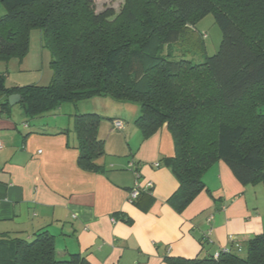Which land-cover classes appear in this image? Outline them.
<instances>
[{
  "label": "trees",
  "instance_id": "1",
  "mask_svg": "<svg viewBox=\"0 0 264 264\" xmlns=\"http://www.w3.org/2000/svg\"><path fill=\"white\" fill-rule=\"evenodd\" d=\"M146 2L154 11L137 17L139 3L127 0L118 15L125 25L118 28L116 19L109 21L114 9L95 13L92 0H0L5 8L0 60L22 61L37 29L52 72L46 86L14 87H6L0 73V111L8 112L13 94L28 118L106 95L138 104L135 124L144 137L163 125L171 136L170 161L179 187L169 203L177 211L205 189L203 176L218 161L241 185L264 186V0ZM158 12L166 15L161 21ZM209 13L222 32L220 46L194 62L187 55L203 48L194 27ZM131 25L138 27V39L128 36ZM99 121L95 113L75 115L78 165L90 171L100 169L94 161L104 154ZM165 262L264 264V233L248 240L244 257L228 250L216 258L166 257ZM0 264L90 263L78 254L59 257L54 237L40 230L30 239L1 235Z\"/></svg>",
  "mask_w": 264,
  "mask_h": 264
},
{
  "label": "crops",
  "instance_id": "2",
  "mask_svg": "<svg viewBox=\"0 0 264 264\" xmlns=\"http://www.w3.org/2000/svg\"><path fill=\"white\" fill-rule=\"evenodd\" d=\"M41 49V59L47 56L49 63V52ZM33 67L28 71H36ZM25 81L13 79L6 87L31 84ZM82 104H76L79 114L92 110ZM54 111L34 118L19 104L0 111V236L30 239L47 230L59 257L78 254L90 264H168L166 257L203 259L234 251L235 245L246 249L248 240L264 231V202L255 200L256 190L241 185L223 161L207 169L205 189L182 211L169 203L179 182L165 125L144 137L135 124L137 113L99 124L104 154L94 161L100 169L90 171L78 165L75 112ZM113 120L122 121L124 129L114 131ZM130 162L141 184H153L135 203L128 201L135 183ZM208 230L211 242L204 240Z\"/></svg>",
  "mask_w": 264,
  "mask_h": 264
},
{
  "label": "rangeland",
  "instance_id": "3",
  "mask_svg": "<svg viewBox=\"0 0 264 264\" xmlns=\"http://www.w3.org/2000/svg\"><path fill=\"white\" fill-rule=\"evenodd\" d=\"M136 3H139L140 7L135 11V15L138 17L142 15L146 9L154 11L146 0H134ZM127 0H92L94 12L99 13L103 11L105 8L111 7L114 9L116 16L111 18L109 21L113 23L115 22V27L121 28L125 25V21L122 18H118V15L122 12L125 7ZM5 14V8L0 3V18ZM158 12L157 16L161 17L160 21L163 20L166 15ZM197 34L200 36L202 41V50H199L196 54L187 55L188 59L193 60L194 62H201L204 57H209L214 55L220 46V42L222 39V32L219 26L216 24L214 20V16L212 13L205 15L194 27ZM138 27L135 25H131L129 28V37L134 39H138L137 35ZM39 33L40 31L35 29L31 32L30 42H29V53L23 59V62L20 63L18 59H10V64H7L9 61L5 62L0 60V73L6 76V86L10 85L11 82L18 79H25V82H30L31 84L46 86L49 84L52 76V72L49 68V63L47 61V56H44V59H41V54L38 52L41 49V44L39 42ZM183 49V48H182ZM44 51V55H48V52ZM185 49L183 50V52ZM182 52V51H181ZM194 53V51H192ZM47 53V54H46ZM35 67L36 71H28L33 70ZM35 82V83H33ZM28 85V84H27ZM80 103H86L82 105H87L90 111H85V113H95L100 117L99 124H110L111 120L117 118L116 114H127L128 116H134L137 113V118L140 115V107L138 104L119 100L114 98L111 95L101 96V97H93L87 100L80 101ZM18 109V108H16ZM61 109H67V111ZM72 110L74 114H79L80 109L76 104L72 103H63L61 106L54 111L55 114H59L60 112H68ZM82 113V114H85ZM127 120V118L125 119ZM32 121V120H31ZM252 189L256 191L253 192V196L255 200H259L260 202H264V186L262 183L249 184ZM264 216V213H262ZM264 224V223H263ZM261 233H264L262 231ZM234 252L240 257H244L246 254V249L241 248L240 250L233 249Z\"/></svg>",
  "mask_w": 264,
  "mask_h": 264
},
{
  "label": "built area",
  "instance_id": "4",
  "mask_svg": "<svg viewBox=\"0 0 264 264\" xmlns=\"http://www.w3.org/2000/svg\"><path fill=\"white\" fill-rule=\"evenodd\" d=\"M124 123L120 120H113L112 121V128L114 131H121L124 129ZM3 147L1 141H0V149ZM154 167H158V163L154 164ZM128 168L130 170L133 171L134 173V177H135V183L133 188L129 191L128 193V201L133 203L141 193H147L149 192L152 188H153V184L151 182H146L145 184H141L140 183V173L138 171V169L136 168L134 162H130L128 164ZM212 220V217L208 218V222H210ZM116 219L112 218L111 222L115 223ZM211 230H208L205 234H204V240H206L207 242H211ZM232 239V238H231ZM235 248L237 250H240V247L238 245H235ZM224 251H228V250H224ZM218 256V254L214 255V257L216 258Z\"/></svg>",
  "mask_w": 264,
  "mask_h": 264
},
{
  "label": "water",
  "instance_id": "5",
  "mask_svg": "<svg viewBox=\"0 0 264 264\" xmlns=\"http://www.w3.org/2000/svg\"><path fill=\"white\" fill-rule=\"evenodd\" d=\"M7 100H8V104H9L10 106H13V105L19 103V101H20V97H19V95H17V94H13V95H10V96L8 97Z\"/></svg>",
  "mask_w": 264,
  "mask_h": 264
}]
</instances>
